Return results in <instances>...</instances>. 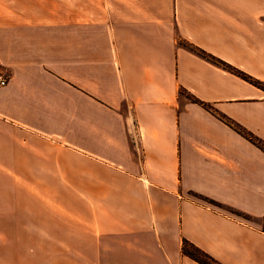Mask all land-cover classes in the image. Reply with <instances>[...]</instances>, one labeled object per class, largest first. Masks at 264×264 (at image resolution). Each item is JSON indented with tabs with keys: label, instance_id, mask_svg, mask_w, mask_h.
<instances>
[{
	"label": "crops",
	"instance_id": "crops-1",
	"mask_svg": "<svg viewBox=\"0 0 264 264\" xmlns=\"http://www.w3.org/2000/svg\"><path fill=\"white\" fill-rule=\"evenodd\" d=\"M192 50L264 89V0H0L10 264H264V90Z\"/></svg>",
	"mask_w": 264,
	"mask_h": 264
},
{
	"label": "trees",
	"instance_id": "trees-1",
	"mask_svg": "<svg viewBox=\"0 0 264 264\" xmlns=\"http://www.w3.org/2000/svg\"><path fill=\"white\" fill-rule=\"evenodd\" d=\"M192 51L196 55H198L199 57H201V58L205 59L206 61L210 62L211 64L216 65L218 67H221L224 70H227L230 73L240 77L241 79H243L244 81L248 82L249 84L264 90L262 88L263 84L260 83L259 81L251 79L250 77L240 73L239 71H236L235 69H233L229 65L223 63L222 61H220V60H218V59H216V58H214L212 56H209V55L205 54L204 52H202L200 50H192ZM193 102L199 104L200 106H202L206 110L210 109V107L208 105L204 104V103L198 102L196 100H193ZM210 112H212V110H210ZM216 116L218 117L219 120L223 121L228 127H230L234 132H236L237 134L241 135L243 138H245L250 143H252L256 147H258L264 153V143H262L261 141H259L256 138H254L251 134L245 132L244 130H242L238 126L234 125L232 122H230L228 119H226L222 115H218L217 114ZM198 198L202 199L201 197H198ZM202 200H204L205 202H207L210 205H213L215 207H219V205L216 204L213 201H210V200H207V199H202ZM181 254L183 256H186V257L190 258L191 260L195 261L198 264H217L214 260L211 259V257H209L207 254H205L204 252H202L198 248H196L193 245H191L190 243H188L186 240L182 241Z\"/></svg>",
	"mask_w": 264,
	"mask_h": 264
},
{
	"label": "rangeland",
	"instance_id": "rangeland-1",
	"mask_svg": "<svg viewBox=\"0 0 264 264\" xmlns=\"http://www.w3.org/2000/svg\"><path fill=\"white\" fill-rule=\"evenodd\" d=\"M181 97H182V98L189 99V97H188L187 95H184L183 93H182ZM6 236H8V239H9V235H6ZM0 240H1V239H0ZM17 252H18V256L24 257V250H23V249H21V250H19V251H17ZM209 257H210V256H209ZM7 258H10V257H9V254H8V250L6 249L5 245H3V247L0 246V259H3L4 264H10V261H9V259H7ZM5 259H7V260L5 261ZM211 259H212V258H211ZM212 260H214V259H212ZM214 261H215V260H214ZM215 262H216V261H215Z\"/></svg>",
	"mask_w": 264,
	"mask_h": 264
},
{
	"label": "built area",
	"instance_id": "built-area-1",
	"mask_svg": "<svg viewBox=\"0 0 264 264\" xmlns=\"http://www.w3.org/2000/svg\"><path fill=\"white\" fill-rule=\"evenodd\" d=\"M5 84H6L5 78L0 76V86H4Z\"/></svg>",
	"mask_w": 264,
	"mask_h": 264
}]
</instances>
